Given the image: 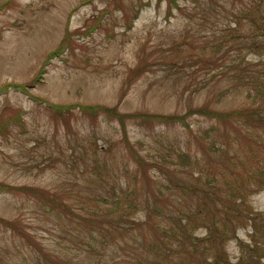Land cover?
<instances>
[{"label": "rangeland", "instance_id": "rangeland-1", "mask_svg": "<svg viewBox=\"0 0 264 264\" xmlns=\"http://www.w3.org/2000/svg\"><path fill=\"white\" fill-rule=\"evenodd\" d=\"M0 184V264H264V0H0Z\"/></svg>", "mask_w": 264, "mask_h": 264}, {"label": "trees", "instance_id": "trees-1", "mask_svg": "<svg viewBox=\"0 0 264 264\" xmlns=\"http://www.w3.org/2000/svg\"><path fill=\"white\" fill-rule=\"evenodd\" d=\"M159 2H161L162 0H158ZM174 2H170L169 5L171 6ZM62 47L63 45L59 46V48L57 50H54L53 52L50 53V55H48L49 57L54 55V54H57L59 53L61 50H62ZM45 70V68L43 67L42 70H40V72L38 73V75H36L35 79H33V82H31V84H21L20 86L23 87L22 89L24 90H27V87L29 85H34L36 82L40 81L43 77V71ZM250 80H253L255 79L254 76H251L249 75L248 76ZM50 107H52L53 109V112H55L56 114H62L64 112H68L70 111V108L72 109L71 106H66V107H61L59 106L58 104H52ZM83 111H86V112H95L96 114L98 113L97 112V108L98 106H95V105H84L82 107H80ZM107 110L111 111L112 112V109L111 108H108ZM195 113H199V114H202V115H205L207 113H215V112H212L210 110H207V108H203V107H199ZM140 160V163L141 165H143V160L142 158L139 159ZM1 187L3 189L7 188V189H11V187H7V185H2L0 184V189ZM20 190L24 191V192H27V193H31L33 195V197H37L39 198L40 200H42L43 202H45V204H47L48 206H54V208H59V203L57 201V198L56 196L51 193L50 191L48 190H43L42 188H39V187H31V186H25V187H21ZM233 191L234 188H233ZM219 191L217 190H212V191H209L208 194H206L205 196H203V211H205V209L209 210L212 206L215 208L216 211H220V209L222 208H225L224 206H228L227 204H225L224 201H221L220 198H219V194H218ZM112 203L116 205V207L119 209L120 211V221H123V218L126 219L127 216H124L125 215V212L126 210L125 209H122V207L120 206V203H117L115 200L111 199ZM232 204H230V206L228 207H233L234 206V201L233 200H230ZM119 202V201H118ZM139 204L136 202V198H131L130 201H129V206L127 208L129 209H132L133 211H137V209L139 208L138 206ZM61 210L63 211L65 209V211H68V212H71L73 213L72 211V208L71 206H67V205H64L63 207H61ZM227 209V208H226ZM231 211H234L235 215L230 219V222L231 223H235L236 221H239L241 219V213L237 212L236 210H231ZM196 212V211H195ZM195 215V214H194ZM90 216V215H89ZM89 216H79L81 218L84 217V219L88 221V223H92L94 222L95 220L97 221L98 218H95L94 217H91V219H89ZM128 220H130L129 216H128ZM134 221V220H132ZM138 221V220H136ZM9 225H12L11 222H8ZM100 223H103L102 221ZM146 223H148V220H146ZM138 224H143L141 222H138ZM102 227V228H101ZM195 227V226H194ZM97 228H99V231L101 233H103L104 231V225L101 224L99 226H97ZM176 231H174V228H170V229H167L164 231L163 233V239L160 237V242L157 243V244H154L152 247H150V249H152V251H156L158 252L159 250H161V248H165V245H166V242L169 240V238L171 239L172 237H174L173 239L175 241H177L178 245L180 246V248H184L187 251V253H190V254H195V255H198L197 254V251H198V246H200V243H198L199 241V237H197L196 235L194 236L193 234L189 233L188 231H185L184 229H181V235L178 237L177 233H175ZM165 234H169L168 236V240L165 238ZM158 235V234H157ZM220 235V238L223 240L225 238V235H223V231L221 230V232L219 233ZM159 236V235H158ZM210 236V235H209ZM209 237H207V239H203V242H205L206 240H208ZM204 245H202L203 247ZM193 250V251H192ZM204 250L207 251L208 248L204 247ZM159 257H160V253H159ZM169 257V256H168ZM220 255H217L215 259L212 260V262H207V258H205L203 260V264H225V262L219 258ZM201 260V262H202ZM143 261V259H142ZM224 262V263H222ZM196 262H194L193 264H195ZM140 264H149L147 262H140ZM160 264H170V263H162L160 261ZM171 264H178V262H172L171 261Z\"/></svg>", "mask_w": 264, "mask_h": 264}]
</instances>
